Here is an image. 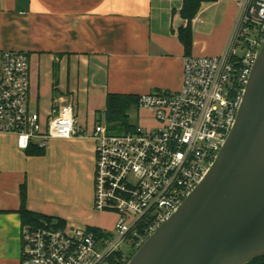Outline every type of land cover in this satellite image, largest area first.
I'll return each instance as SVG.
<instances>
[{"label": "crops", "instance_id": "0c3cea01", "mask_svg": "<svg viewBox=\"0 0 264 264\" xmlns=\"http://www.w3.org/2000/svg\"><path fill=\"white\" fill-rule=\"evenodd\" d=\"M184 1L0 0V51L29 55L32 110L47 125L72 103L79 130L46 149L21 150L14 136L0 135V264H21L23 186L30 213L75 227L115 220L94 209L93 132L106 122L108 96L179 91L185 57L222 55L248 0L203 3L190 54L179 39ZM136 124L155 126L153 112L139 109Z\"/></svg>", "mask_w": 264, "mask_h": 264}, {"label": "built area", "instance_id": "2783aa9c", "mask_svg": "<svg viewBox=\"0 0 264 264\" xmlns=\"http://www.w3.org/2000/svg\"><path fill=\"white\" fill-rule=\"evenodd\" d=\"M255 0L242 7L225 51L184 59L179 91L140 96L155 126L116 133L94 128V209L116 216L113 229L60 225L42 219L22 228L21 264H129L203 182L233 130L264 43V24L251 17ZM264 17V3L260 11ZM27 53L0 51V135L19 149H46L54 139L79 134L76 109L67 103L47 125L30 106Z\"/></svg>", "mask_w": 264, "mask_h": 264}, {"label": "water", "instance_id": "95a60500", "mask_svg": "<svg viewBox=\"0 0 264 264\" xmlns=\"http://www.w3.org/2000/svg\"><path fill=\"white\" fill-rule=\"evenodd\" d=\"M264 0H255L251 17ZM264 256V43L208 175L129 264H249Z\"/></svg>", "mask_w": 264, "mask_h": 264}, {"label": "trees", "instance_id": "16d2710c", "mask_svg": "<svg viewBox=\"0 0 264 264\" xmlns=\"http://www.w3.org/2000/svg\"><path fill=\"white\" fill-rule=\"evenodd\" d=\"M217 0H185L181 15L186 20L187 26L182 27L179 31V39L183 44L186 53L190 54L193 46V30L192 21L200 12L203 3H212ZM138 95H125V94H110L107 99L106 111L104 112L105 121L109 129L116 133H124L136 128L137 124L132 120L131 114L139 111ZM22 209L21 216L26 224L37 223L42 219L49 221H57L60 225H65L61 220H55L47 217H42L26 210L25 204L27 199L26 186L22 187ZM249 264H264V256L254 259Z\"/></svg>", "mask_w": 264, "mask_h": 264}, {"label": "rangeland", "instance_id": "374dc122", "mask_svg": "<svg viewBox=\"0 0 264 264\" xmlns=\"http://www.w3.org/2000/svg\"><path fill=\"white\" fill-rule=\"evenodd\" d=\"M131 116H132V120L134 122H137V113L136 112L135 113L133 112L131 114ZM102 222H103V225H102V228L103 229L111 230L114 227V223L116 222V218L114 220V218L111 215L110 216L108 215V216H106V217H104L102 219Z\"/></svg>", "mask_w": 264, "mask_h": 264}]
</instances>
